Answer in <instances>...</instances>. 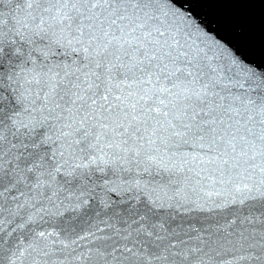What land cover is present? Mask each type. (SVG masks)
Here are the masks:
<instances>
[{
	"label": "snow or ice",
	"instance_id": "1",
	"mask_svg": "<svg viewBox=\"0 0 264 264\" xmlns=\"http://www.w3.org/2000/svg\"><path fill=\"white\" fill-rule=\"evenodd\" d=\"M189 7L0 0V264H264V59Z\"/></svg>",
	"mask_w": 264,
	"mask_h": 264
},
{
	"label": "water",
	"instance_id": "2",
	"mask_svg": "<svg viewBox=\"0 0 264 264\" xmlns=\"http://www.w3.org/2000/svg\"><path fill=\"white\" fill-rule=\"evenodd\" d=\"M230 0H172L173 3L183 8L184 4H189V11L194 16L201 17L206 23L207 30L212 32L219 18L224 12Z\"/></svg>",
	"mask_w": 264,
	"mask_h": 264
}]
</instances>
